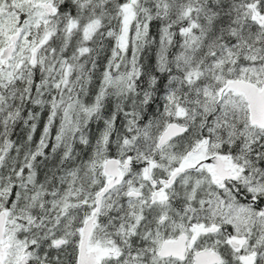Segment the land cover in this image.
I'll use <instances>...</instances> for the list:
<instances>
[{
	"label": "snow or ice",
	"instance_id": "obj_1",
	"mask_svg": "<svg viewBox=\"0 0 264 264\" xmlns=\"http://www.w3.org/2000/svg\"><path fill=\"white\" fill-rule=\"evenodd\" d=\"M0 264H264V0H0Z\"/></svg>",
	"mask_w": 264,
	"mask_h": 264
}]
</instances>
